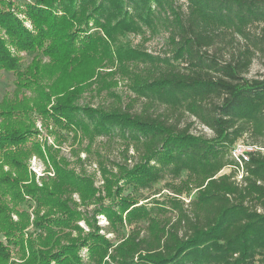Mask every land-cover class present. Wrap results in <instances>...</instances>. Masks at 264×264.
Listing matches in <instances>:
<instances>
[{
	"label": "trees",
	"instance_id": "trees-1",
	"mask_svg": "<svg viewBox=\"0 0 264 264\" xmlns=\"http://www.w3.org/2000/svg\"><path fill=\"white\" fill-rule=\"evenodd\" d=\"M186 1L184 10L176 0H34L23 7L17 0H0V74H15L13 91L0 100V228L23 252L20 262L11 261L9 247L0 240V264H83V246L96 264H264V76H246L249 49L224 62L209 51L220 28L241 33L264 22V0ZM159 24L170 31L172 57L187 64L184 70L169 57L125 44L127 33H154ZM8 44L32 60L24 66V58ZM101 69L111 71L101 74ZM118 73L130 81L137 98L147 100L139 112L132 111L134 99L110 108L79 104L97 78H102L100 91L110 86L107 76ZM156 103L188 112L213 136L193 133L190 123L181 126L168 112L151 111ZM50 110L61 127L118 135L127 142L126 152L135 144L139 153L133 163L127 158L116 165L110 182L116 188L108 186L120 210H97L109 215L111 225L118 221L117 229L135 220L148 224L143 235L141 228L134 229L112 254V243L98 232L61 244L53 228L79 217L64 194L77 191L84 200L94 196L88 177L64 167L52 153L56 177L41 187L24 183L31 178L30 156L43 155L37 144L24 145L35 128L33 115L48 117ZM239 141L259 148L243 164L232 155ZM225 167L230 172L222 173ZM183 172L182 185L170 187L176 194L182 187L195 189L187 204L172 197L152 208L134 206L138 197L124 194L128 186L152 189L166 176L178 179ZM26 196L48 208L32 222L37 233L45 231L37 239L24 237L30 224L21 208ZM10 208L20 215L18 222L11 219ZM168 209L174 211L170 217L152 216Z\"/></svg>",
	"mask_w": 264,
	"mask_h": 264
},
{
	"label": "rangeland",
	"instance_id": "rangeland-1",
	"mask_svg": "<svg viewBox=\"0 0 264 264\" xmlns=\"http://www.w3.org/2000/svg\"><path fill=\"white\" fill-rule=\"evenodd\" d=\"M20 6L23 7L24 3L32 2L34 0H17ZM177 4L183 5V9L186 10V0H176ZM21 18L24 16L19 14ZM26 25L31 27V22L26 20ZM215 37V43L210 48V54L216 53L220 60L223 62L231 59L233 56H237L240 52L246 49L252 51V63L249 70L246 73L248 78H255L264 76V22L257 21L244 28L243 32H238L235 28L222 27L217 30ZM170 31L159 24L156 32H151L149 29L144 30L142 33H127L124 37L125 44L132 47H137L147 51L154 56L169 57L171 62L184 70L187 64L183 60L175 61L172 57L173 45L169 39ZM6 37V36H5ZM9 45V49L15 55H20L24 58L23 65H27L32 56L28 55L25 51H18L15 47ZM162 68L164 67L161 64ZM184 68V69H183ZM111 69H101V74L107 73ZM107 76V75H104ZM103 77V76H102ZM102 79V78H101ZM97 78L94 83L81 97L79 104L98 107L103 106L110 108L119 104L123 105L131 102L133 99V112H139L144 106L147 105V100L144 98H137L136 95L130 90V81L122 76L120 73L111 78L107 76L109 87L98 90V87L102 86V80ZM15 74L10 71L2 70L0 74V100L5 94H9L14 89ZM105 80V79H104ZM132 99V100H131ZM121 100V101H119ZM51 106V105H50ZM151 111L155 113L168 112L169 117L176 121L180 120L181 126L191 124V131L195 134L204 133L207 136H213V131L200 123L196 117L190 115L188 112L177 110L173 112L172 109L168 111L165 104L156 103L152 106ZM55 112L50 110L48 117H44L41 114L35 113L33 115L35 120V128L32 134L28 137L26 144L27 147L37 144L41 149L43 155L39 153H33L28 159V170L31 176L30 180L24 181L25 184L34 182L37 186H42L51 179L56 177V169L52 159L49 157L53 153L58 160L62 161V165L68 169L73 170L76 174L88 177L92 182V187L96 189L94 196L86 200L83 199L81 194L77 191L62 197L67 201V204L71 211L78 213V216L73 221H70L69 225L54 226V230L57 232L58 237L61 238L60 243L77 242L79 238H84L89 235L90 232L104 235L111 243L112 247L109 249L110 254L114 249L128 238L130 233L136 229L141 228L143 235L147 226V221L135 220L132 223H126V214L124 212V225L117 229L119 222L110 223L109 215L105 211H98L99 209L106 207L111 212L119 211V206L113 203L111 197L108 195V186L111 190H114L116 186L112 183L114 174L117 173V164L126 163L127 158H130L128 163H133L138 160L139 153L134 147L135 144L125 151L127 142L120 136H107V135H94L85 134L80 129L64 128L58 125L54 120ZM63 124L66 122L63 120ZM49 150L51 153H49ZM64 160V161H63ZM8 169V166H5ZM230 167H225L221 172H230ZM187 173L183 172L182 177L178 179H172L170 176H166L163 180L156 183L152 189H141L139 191L133 190L131 186H128L124 190V194H134L138 197V203L134 206H148L152 208L155 205L167 203L170 198L182 199L187 204L194 198L196 190L189 191L187 188L182 187L181 194H176L170 185L181 186V180L187 178ZM108 180V182H107ZM122 181L119 182L121 185ZM156 194H153L155 193ZM150 196V197H149ZM149 197L148 199H145ZM103 203V205H102ZM101 206L98 210L97 208ZM133 207V206H132ZM21 208L28 212V220L30 224L24 230L25 239L35 238L38 235H45V231L41 230L43 234L37 233L39 230L35 229L33 221L37 217H41L47 214L48 208L46 206L38 207L36 201L30 196H26L25 202L22 203ZM10 217L12 220L18 222L20 215L17 211L11 209ZM97 210V211H96ZM20 211V210H19ZM21 212V211H20ZM62 212L58 211L53 214L59 215ZM157 213V214H156ZM51 214V215H53ZM111 216L115 214L111 213ZM159 217H170L174 214L172 209H168L167 212L156 211L153 215ZM38 215V216H37ZM31 232V233H29ZM0 240L9 247L11 254V261L20 262L23 252L18 251L17 246L8 241L7 235L4 234L0 228ZM28 247V244H27ZM29 252L26 248L25 255ZM79 256L82 259L83 264H96L89 256L87 246L81 247L79 250ZM105 260H110L109 256L105 257ZM52 264H55L53 262ZM101 264H104L103 262Z\"/></svg>",
	"mask_w": 264,
	"mask_h": 264
},
{
	"label": "built area",
	"instance_id": "built-area-1",
	"mask_svg": "<svg viewBox=\"0 0 264 264\" xmlns=\"http://www.w3.org/2000/svg\"><path fill=\"white\" fill-rule=\"evenodd\" d=\"M259 149L256 146L248 145L243 143L242 141H239L235 144L232 155L233 157L240 163L243 164L245 161L249 160V153ZM264 150V148H260ZM242 177V171L238 175V178Z\"/></svg>",
	"mask_w": 264,
	"mask_h": 264
}]
</instances>
